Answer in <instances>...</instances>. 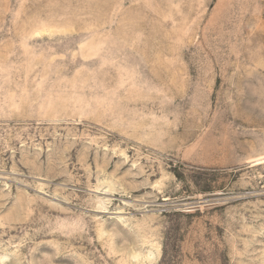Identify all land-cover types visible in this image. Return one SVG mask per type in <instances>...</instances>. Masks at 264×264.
<instances>
[{"label":"rangeland","instance_id":"rangeland-1","mask_svg":"<svg viewBox=\"0 0 264 264\" xmlns=\"http://www.w3.org/2000/svg\"><path fill=\"white\" fill-rule=\"evenodd\" d=\"M0 264H264V0H0Z\"/></svg>","mask_w":264,"mask_h":264}]
</instances>
